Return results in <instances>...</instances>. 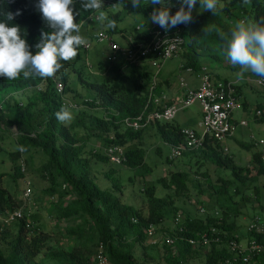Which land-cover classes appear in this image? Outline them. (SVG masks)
I'll return each mask as SVG.
<instances>
[{
  "label": "rangeland",
  "instance_id": "obj_1",
  "mask_svg": "<svg viewBox=\"0 0 264 264\" xmlns=\"http://www.w3.org/2000/svg\"><path fill=\"white\" fill-rule=\"evenodd\" d=\"M105 11L110 19L115 20L116 27L104 29L96 22L92 25L85 24L81 34L87 40L92 34L106 32L115 42L123 45L124 36H131L134 39L136 33L144 34L156 26L150 19L153 11L151 5L139 8L136 13L131 14L120 6H105ZM185 52V49H180L171 60L159 64V71L162 73H158L156 77L154 74L157 67L147 64L137 66L144 75V79L139 82L142 88L139 90L149 96L150 90L153 89L151 94L154 98L159 97L161 93L169 100L177 99L176 95L183 93L179 87L180 79L188 88L199 85L200 70L188 72L183 59ZM78 54L71 61H66V66L50 78V81L60 83L61 76L67 75L66 84L69 85V90L62 93L60 108L70 110L73 119L61 124L75 133L80 140L77 146L83 145L85 151L91 150L92 155H95L107 147L101 138L97 137L100 133L94 132L93 121L102 118L106 112L99 103L92 106L85 104L90 102L94 95L87 84L110 80L114 74L112 71L101 74L102 71L98 70V64H101L104 70L107 68L105 57L108 52L104 45L92 42L88 52ZM202 67H205L213 77L217 76L223 78L222 80L236 83L241 92L242 102L246 104L245 108L241 107L233 111L232 121L235 125L233 135L221 144L222 152L223 148L228 150L222 153L223 156L232 158L234 164L242 169L240 176L244 178L243 181L232 183V188L228 189L226 196H219L215 192L220 185L217 178L234 180L228 170L218 169L198 151L190 155L170 158L169 147L162 142L151 126L140 130L139 140L133 143L134 146L142 148L147 170L128 169L123 165H112L109 162H99L87 157L90 178L101 190H111L114 180H117L119 189L115 194L122 204L133 206L143 215H147V205L142 193L147 187H153L155 197L164 199L167 203L163 225L152 226L154 231L151 235L146 231L143 239L138 240L135 236L126 238V244L132 247L131 255L136 264H164L165 246H169L165 237L170 236L169 230L187 218L225 217L228 223L233 225L232 234L237 237V242L241 245L248 240L249 227L257 225L264 231V175L256 177L255 173L247 174L244 171L252 168L251 155L257 151L254 141L264 139V122L257 121L255 117L258 108L264 111V86L258 85L254 81L258 77L251 73H245L244 77L240 78L239 72L229 71L225 66L213 67L203 62ZM170 70L173 75L169 86V80L162 81L160 75L164 77L163 73ZM129 75L130 72L127 70L117 77L122 80L123 90L139 91L137 85L134 86L133 81L128 78ZM40 88L43 90L44 85ZM39 89L31 87L13 95L22 105L35 103V116L38 122L45 120L44 104L36 99ZM70 104L72 108L69 107ZM201 117L200 106L195 102L187 109L178 111L172 123L180 129H192L202 133L203 129L199 126ZM242 121L247 123L246 127L238 125ZM19 135L13 126L0 127V174L3 175L1 187L12 195L14 210L21 213V219L16 222L11 224L0 222V251L7 255L18 234H21L27 245L35 244L38 249L32 259L27 260L22 255L23 264H98L96 256L100 251V245L92 221L84 223L77 216L68 219L60 217L59 208L75 207L77 195L69 192L68 187L66 189L60 187L59 183L57 194L53 195L54 201H51V195L45 191L49 186L48 181L44 177V172L40 171L46 160L38 151L26 154L18 145ZM242 145L248 149L241 147ZM19 149L23 150L21 156L17 153ZM20 159L24 161V173L20 172ZM109 171L112 172L110 176L113 179L106 177L105 174ZM175 173H185L187 176L186 190L180 194L158 183L161 178L168 182L170 176ZM27 182L31 194L28 198H24L23 192L27 189ZM69 230H73L74 233H70ZM202 248L201 256L190 260L187 264H205L208 247ZM31 249L35 251L34 248ZM175 250L173 247L170 251L175 252ZM104 255L107 258L105 253Z\"/></svg>",
  "mask_w": 264,
  "mask_h": 264
},
{
  "label": "trees",
  "instance_id": "obj_2",
  "mask_svg": "<svg viewBox=\"0 0 264 264\" xmlns=\"http://www.w3.org/2000/svg\"><path fill=\"white\" fill-rule=\"evenodd\" d=\"M171 2L174 7L170 9V14H174L179 5L176 4V0H171ZM36 4L37 0H0V10L13 14L17 10L20 11L21 14L15 15L12 23L24 30L29 45H34L38 41L41 30H49L44 25ZM219 4L220 7L215 14L210 11L198 13L194 9L193 19L190 23L181 24L171 29L172 32L178 33L183 38L181 49L186 50L183 54L185 68L199 71L202 63L205 62L213 67L225 66L229 71L240 72L239 66L229 63L224 55L225 40L237 22L245 21L248 24H256L259 20H264V0H219ZM104 6H120L130 14L139 10V8L134 9L127 0H104ZM76 7L79 11V16L76 19L79 22L95 14L85 12L79 4ZM198 8L199 5L196 6V9ZM146 33H136L134 40L148 38ZM221 34H223V39ZM79 52L86 53L81 48L78 50ZM61 63V69H63L66 63L65 61ZM143 64H147L146 60L141 64L134 65L119 59L113 64H106V70L101 64H98V70L102 71L101 74H104L105 71H112L114 76L101 83L87 84L94 95L93 99L85 104L92 106L99 103L100 105H98L105 110L106 113L102 118H96L93 121L94 132L100 133V136L97 135V137L101 138L106 147L118 146L123 149L125 161L122 165L128 169L144 168L147 170L142 148L133 145L139 140L141 132L129 130L122 124L125 118L135 117L143 112L147 105V94H143L139 90L142 89L139 82L144 79V75L138 67L144 66ZM127 70L130 72L128 78L133 81L134 86L137 85L139 91L123 90L122 80L117 77ZM66 77L67 75L63 74L59 79L64 84L63 94L69 90ZM42 85H44L43 90L40 88ZM31 87L40 88L36 99L44 104V121H37L34 102L22 105L13 96ZM237 95L242 97L238 87ZM60 100L61 95L57 94L54 82L51 83L50 78L30 77L25 79L21 76L13 81L0 78V127L2 125L15 127L20 134L17 139L18 145L23 148L24 152L30 154L33 151H38L45 158L46 163L42 165L40 171L44 172V177L48 181L49 186L45 190L46 193L53 197L57 194L56 190L60 183V187L64 186V189L68 187L69 192L77 195L75 207L59 208L60 217L68 219L77 216L84 223L92 221L98 234V243L107 255L108 264H136L131 255L132 247L126 244V238L135 236L138 240L143 239L149 227L163 225L167 203L164 199L155 197L153 187H147L142 190L147 205V215H143L137 208L120 202L119 197L115 194V191L119 189L117 180H114L111 190H101L90 178L87 157L104 163L108 162V159L101 151L92 155V151H85L83 145L77 146L80 140L75 133L55 119V113L61 110ZM242 107H246L244 102ZM153 108V104H151L147 112L152 111ZM258 110L262 111L259 108ZM262 113L263 116L257 121L264 122V111ZM149 126L167 146L182 144V129L172 122H152ZM241 147L248 149L243 145ZM196 151L200 152L202 157L209 160L218 169L228 170L234 179L217 178L220 185L215 193L219 196H226L228 189L232 188V183L234 184L235 181L244 180L240 176L242 169L234 164L232 158L223 156L220 143L205 138L201 149L183 152L182 155H190ZM17 153L19 155V152ZM14 156L15 154L12 155V157ZM251 162L252 168L244 171L247 174L255 173L256 177L264 175V162L261 161L257 152L251 155ZM111 174L112 172L109 171L105 175L109 179H113ZM186 177L185 173H175L170 176L168 182L161 178L158 183L173 190L176 194H180L186 190ZM2 179L3 175L0 174V212H12L14 211L12 195L1 187ZM21 229L23 230V227ZM69 231L74 233L73 230ZM233 231V225L228 223L225 217L220 219L215 216H207L205 219L187 218L169 230L173 244L165 246L164 264H187L190 260L200 257L203 246L194 247L189 244V241L200 242L202 237L207 240L205 247H208L205 264H221L232 258L226 245L234 239ZM248 239H254L264 246V233L253 231L248 234ZM171 247L176 249L175 252L170 251ZM31 248H34L35 251ZM37 251L35 244L27 245L24 236L18 234L7 255L0 251V264H23L22 255L29 260ZM248 264H264V250Z\"/></svg>",
  "mask_w": 264,
  "mask_h": 264
},
{
  "label": "clouds",
  "instance_id": "obj_3",
  "mask_svg": "<svg viewBox=\"0 0 264 264\" xmlns=\"http://www.w3.org/2000/svg\"><path fill=\"white\" fill-rule=\"evenodd\" d=\"M135 8L152 6L151 22L164 32L178 25H187L193 19L194 9L198 13L210 11L215 14L219 9V0H176L179 5L174 14L171 0H127ZM79 4L85 12L96 15L88 16L101 28L114 29L116 22L105 11L104 0H37L36 8L48 31L41 30L38 41L29 45L26 33L12 23L15 14L0 10V78L16 80L38 77L52 78L61 69L62 61L74 59L82 46L88 41L81 34L82 22L76 19ZM124 5V4H123ZM146 5V6H145ZM199 8L196 9V6ZM223 39V34H221ZM224 55L229 63L239 66L238 77L251 73L264 79V20L256 24L239 21L225 40ZM55 119L63 124L73 119V114L66 108L55 113Z\"/></svg>",
  "mask_w": 264,
  "mask_h": 264
},
{
  "label": "built area",
  "instance_id": "obj_4",
  "mask_svg": "<svg viewBox=\"0 0 264 264\" xmlns=\"http://www.w3.org/2000/svg\"><path fill=\"white\" fill-rule=\"evenodd\" d=\"M95 15V14H94ZM91 15V16H94ZM83 26L85 24L92 25L95 23L93 20L86 18L81 21ZM139 28H136L138 30ZM149 37L142 38L135 41L131 36H124L125 43L123 45L115 42L111 36L106 32H99L92 34L89 38L87 46H82L81 50L88 52L91 48L92 42L100 45H104L108 54L105 57L107 64H113L119 59H123L129 64H141L146 60V63L151 67H157V71L154 77L158 75L160 68L159 64H163L168 60H171L181 49L183 44V38L178 33L164 32L158 25H156L151 31L146 33ZM90 69V67H88ZM191 69H189V72ZM200 82L199 87L196 90L188 88V86L179 80V87L183 90V95L176 102L168 104L165 95L160 94L159 97L154 98L151 94L153 89L150 90L147 105L143 112L135 117L125 118L122 122L123 126L134 132L140 131L152 122H172L178 111L185 110L195 102L200 106L201 121L199 126L203 129L202 133H198L192 129H182L183 142L179 146H168L170 149V158H176L182 155L183 152L199 150L204 145L205 138H209L217 143L222 142L232 137L234 132V123L232 122V113L234 110L241 108V101L237 95L236 83L216 81L205 67L200 69ZM258 85L264 86V79L258 77L254 80ZM54 86L57 94L62 95L64 84L62 82L54 81ZM153 104L152 111H148L149 106ZM72 108L73 106H69ZM263 113L260 110L255 111V117L261 118ZM241 127H246L247 123L242 121L239 123ZM254 146L257 148V154L262 162H264V139L254 141ZM226 148H223V152H227ZM20 156L23 153L22 149H19ZM103 155L108 159V162L112 165H122L125 161L123 149L118 146H111L102 149ZM20 172L24 173V161H19ZM62 188H65L62 186ZM31 194V190L28 187L23 192V197L28 198ZM51 201H54V197H51ZM202 212V210H201ZM21 219V213L17 210L12 212H0V222L4 224H11ZM154 231L153 227H149L147 233L151 235ZM249 233L255 231L258 233H264L257 225H253L248 229ZM248 233V234H249ZM202 241L195 242L190 240L189 244L194 247L206 246L207 240L202 237ZM166 244L172 246L173 240L170 236L165 237ZM173 248V247H171ZM226 248L232 254V258L222 262L221 264H248L253 258L260 255L264 250V246L257 243L254 239H248L244 245L237 242V237H234L227 245ZM99 253L96 256L98 264H107V258L103 253V248L100 245Z\"/></svg>",
  "mask_w": 264,
  "mask_h": 264
},
{
  "label": "crops",
  "instance_id": "obj_5",
  "mask_svg": "<svg viewBox=\"0 0 264 264\" xmlns=\"http://www.w3.org/2000/svg\"><path fill=\"white\" fill-rule=\"evenodd\" d=\"M188 72H189V69H188ZM159 73H162V72L159 71ZM172 75H173V72H172V70H170V71H167V72H164V73H163V76H164V77H162V74H161V75H160V78L163 79L162 81H165V80H166V82L169 80V83H168V84H169V86H170V78L172 77ZM212 77H213V76H212ZM213 79L216 80V81H218V80H219V81H220V80H221V81H225V80H222L223 78L220 79V78L217 77V76H216V77H213ZM225 82H230V81L228 80V81H225ZM169 86H168V87H169ZM198 87H199V85H197V86H195V87H193V88H191V89L196 90V89H198ZM237 87H238V86H237ZM160 94H161V93H160ZM160 94H159V95H160ZM182 95H183V93H180V94H177V95H176V98H177V99H169V100H167L168 102L170 101V103H168V104H172V103L176 102L180 97H182ZM239 100L241 101V107H242V103H243V102H242L241 97H239ZM261 112H262V111H261ZM256 119H257V118H256ZM232 122H233V121H232ZM233 123H234V122H233ZM238 125H239V124H238ZM239 126H240V125H239Z\"/></svg>",
  "mask_w": 264,
  "mask_h": 264
}]
</instances>
